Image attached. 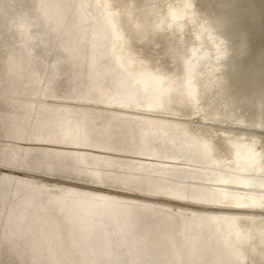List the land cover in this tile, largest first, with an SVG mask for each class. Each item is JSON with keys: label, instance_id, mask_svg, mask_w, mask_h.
Returning <instances> with one entry per match:
<instances>
[{"label": "rangeland", "instance_id": "374dc122", "mask_svg": "<svg viewBox=\"0 0 264 264\" xmlns=\"http://www.w3.org/2000/svg\"><path fill=\"white\" fill-rule=\"evenodd\" d=\"M63 2L0 0V264H161L162 244L173 254L183 248L174 260L185 264L191 249L184 234L194 228L190 214L142 204L199 211L166 191L184 193L172 178L191 182L197 166L188 163L197 161L200 153L161 137L138 115L125 118L115 108L93 102L138 106L151 92L140 91L129 83L133 78L122 77L125 60L112 57L118 49L101 9L95 5L83 12L75 6L71 21ZM82 14H88L84 20ZM74 31L84 43L81 48ZM86 49H91V63L83 58ZM160 130L173 133L167 127ZM61 134H66L65 140ZM202 136L207 144L217 139ZM99 173L105 174L103 180L115 182L117 176L139 177L141 187L159 192L123 189L129 194L114 196L74 181L98 178ZM193 184L203 185L195 180ZM186 190L188 196L195 192L192 187ZM126 197L140 205H131ZM252 211L247 213L264 214V209ZM201 220L227 249L224 244L229 246L234 236L222 239L215 223ZM229 220H217L219 228L231 226ZM174 221L179 231L186 230L181 238L172 229ZM201 245L206 247L200 250L202 264H224L212 255L208 238Z\"/></svg>", "mask_w": 264, "mask_h": 264}, {"label": "bare ground", "instance_id": "6f19581e", "mask_svg": "<svg viewBox=\"0 0 264 264\" xmlns=\"http://www.w3.org/2000/svg\"><path fill=\"white\" fill-rule=\"evenodd\" d=\"M64 2L71 21L75 17V6L83 12L95 5L101 9L107 17L106 28H110L111 41L118 49L112 57L120 62L125 60L121 65L122 77L133 78L130 84H137L140 91L151 92L138 106L93 102L107 106L105 108L113 107L115 109H111L125 118L138 115L136 118L152 124L161 137L200 153L197 161L188 163L197 166V174L191 182L172 178L184 188V193L189 187L195 188V192L188 196L166 191L168 196L202 206L234 209L198 211L158 203L142 204L152 209L190 214L194 228L187 229V234H184L186 230L179 231L176 221L172 228L177 238L184 234L185 244L191 249L183 262L202 264L200 250L206 249L201 245L205 237L213 245L212 255L224 264H264V214L247 213L264 209V0H88V5L82 0ZM92 11L95 16L96 11ZM87 15H81L83 20ZM72 34L78 48L84 46L81 39L76 38L79 34L75 31ZM82 54L89 62L91 49ZM137 60H141L142 65ZM166 127L173 133L161 132L160 129ZM210 134L217 139H209L207 144L200 135L206 138ZM65 135L61 134V139L65 140ZM99 175L80 181L146 195L159 192L158 188L141 187L144 181L139 177L117 176L119 181L115 182L103 180L101 177L105 174ZM192 180L203 185L194 186ZM251 186L253 191L249 190ZM126 199L131 205L139 204ZM204 217L217 225L222 239L234 236L229 246L224 244L230 254L209 223L201 220ZM221 219H230L232 225L222 230L217 224ZM168 248L160 245L161 264H175L174 256L183 251V248L175 249L173 254Z\"/></svg>", "mask_w": 264, "mask_h": 264}, {"label": "water", "instance_id": "95a60500", "mask_svg": "<svg viewBox=\"0 0 264 264\" xmlns=\"http://www.w3.org/2000/svg\"><path fill=\"white\" fill-rule=\"evenodd\" d=\"M93 2H95V0H93ZM192 119H194V118H192ZM74 181L77 184H80L82 186H86V188L93 189V190L106 191V192H110V193H114V194H118V195H121L122 193L129 194V193L123 192V191H121L119 189H115V188L105 187V186H101V185H98V184L86 183V182H81V181L77 182L76 180H74ZM173 200H178V199H173ZM178 201H181V200H178ZM189 203H191V202H189ZM192 204L195 205V207H197L199 209H206V210H211V209H214V210H234L232 207H226V206H214V205H212V206H209V205L202 206V205H198V204H194V203H192ZM261 212H262V210H261Z\"/></svg>", "mask_w": 264, "mask_h": 264}]
</instances>
